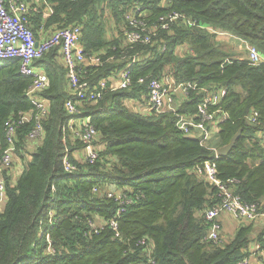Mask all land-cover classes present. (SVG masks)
Instances as JSON below:
<instances>
[{"label":"trees","instance_id":"1","mask_svg":"<svg viewBox=\"0 0 264 264\" xmlns=\"http://www.w3.org/2000/svg\"><path fill=\"white\" fill-rule=\"evenodd\" d=\"M41 2L37 7L31 2L34 10L27 14L35 34L42 30L50 35L79 24L87 53H99L100 64L84 62L83 79L94 85L127 67L133 82L130 88L105 91L75 114L88 117L95 129L93 144L99 156L92 162L79 153L86 146L79 136L85 126L79 121L69 124L73 115L65 106L70 93L60 46L37 61L48 74V85L40 94L48 100L49 111L43 117L41 138L28 136L33 118L13 134L14 158L30 153L31 159L15 183L6 177L0 264H143L149 258L154 261L150 264H235L249 257L252 224H242L223 244L205 240L210 224L204 210L219 198L198 168L215 159L216 176L236 179L235 191L248 202L261 203L264 210V60L252 64L243 50L240 56L230 53L216 39V31L228 32L237 40H248L264 55V0ZM133 4L146 10L140 20L145 22L142 33L152 32L150 42L127 39L126 31L137 29L126 18ZM47 5L53 9L49 15L44 14ZM170 12L179 16L166 19L169 27H162L165 20L160 18ZM19 65L17 58L0 59V175L9 169L1 164L11 143L5 122L16 121L25 111L36 112L26 94L32 78L22 74ZM167 69L178 81L197 84L175 111L145 113L127 105L129 99L143 101L148 93L147 82H139L140 77H159ZM221 88L225 95L209 109L219 110L216 119L227 116L210 141L202 142L200 131L187 134L177 127L176 112L197 119L205 93ZM254 111L257 121L250 119ZM240 129L231 151L217 156L214 148L228 144ZM65 158L75 166L73 172L65 170ZM109 183L132 198L118 217L119 202L106 193ZM115 217L116 229L110 223ZM261 263L255 257L251 261Z\"/></svg>","mask_w":264,"mask_h":264},{"label":"built area","instance_id":"2","mask_svg":"<svg viewBox=\"0 0 264 264\" xmlns=\"http://www.w3.org/2000/svg\"><path fill=\"white\" fill-rule=\"evenodd\" d=\"M46 1V0H42ZM167 0H162V4H165ZM34 10V7L28 0H0V59H19L20 71L24 75H28L32 78V82L27 88L26 94L31 102L35 106V113L32 111H25L20 114L16 121L8 119L5 122L7 129V138L11 142L6 149L5 154L2 157L1 164L3 168H10L13 162V156L15 148L13 146V134L15 128L32 118L35 120L33 129L29 132L28 136L31 139L41 138L43 134V117L48 113L49 106L46 97H42L40 92L44 90L48 85V74L46 70L37 64V61L50 50L52 47L59 45L60 53L62 55L63 62L66 66L67 84L70 93V97L66 100L65 106L67 110L72 113L73 117L69 119V124H73L76 121L83 123L85 129L82 133H79L80 138L86 143L84 147V153L87 159L94 162L99 153L95 149L93 144V138L95 135L94 127L89 124L88 117H78L75 114L80 112V106L88 102H95L102 98L105 91L114 90L119 88H130L133 82V75L131 69L125 67L121 69L116 75L100 78L94 85L83 79V64L88 62L98 65L101 63V57L99 53L88 54L85 46L81 40L82 26L75 24L69 27H64L55 30L50 35H43L38 37L31 29L28 21L27 14ZM53 9L47 5L44 10L45 15L52 13ZM146 10L141 6L133 4L129 7V11L126 13V18L130 24L136 26L135 30H127V39L130 42H150L151 33H142V29L145 25L140 17L144 15ZM179 13L170 12L164 19L162 27L168 28L169 21L177 18ZM183 16V14H182ZM170 17V18H169ZM171 19V20H170ZM190 24H195L194 21H189ZM209 29L213 30L211 27ZM215 31V30H214ZM217 37L228 35L235 39L240 48L246 52V55L252 64H259L264 60V55L258 50V48L251 44L248 40L239 38L237 36L224 32L216 31ZM238 38V37H237ZM238 45V46H239ZM166 46H163L165 49ZM135 62V58H132ZM139 82L146 83L148 93L143 101L137 99H129L126 101L127 105L140 110L145 113H163L167 111H175L176 106L182 100H177V94H182V97H186L190 94L193 88L197 87V84L193 81L181 82L178 81L171 69L165 70V72L159 77H153L147 80L145 77H140ZM224 88L211 90L206 92L203 99L198 103L197 119H194L193 115H187L176 112L178 116L177 127L184 133L194 134L196 131H200V138L202 142H206L212 133L218 130V124L220 120L226 118L227 114H223L219 119H216L215 115L219 112L218 109H209L211 106H216L225 95ZM144 105L145 109H142L141 105ZM252 121H257L258 112L254 111L250 117ZM264 140V132L261 133ZM217 150L218 148H214ZM218 156V153H217ZM64 168L66 171L73 172L76 168L69 158L64 159ZM199 171L204 172L206 179L213 184L217 189V196L219 200L213 206L207 207L204 210V216L209 222L210 226L205 236V240L213 241L217 244L225 243L223 237V227L221 217L226 214L233 216L238 221L243 222L245 225L254 222L260 216L264 218V210H261V203L248 202L242 198V196L235 191L236 179L221 180L216 176L217 166L216 160H207L203 167L198 168ZM111 187H107V196L113 197L119 202L116 216L121 215L126 210V205L132 202V198L129 197L123 189H118L114 183H110ZM108 185V186H109ZM55 186L53 185V189ZM7 182L6 177L0 175V207L4 205L7 200ZM54 220V215L50 222ZM102 220V218H98ZM113 228H117V219H111L110 221ZM262 226V224H261ZM262 242L256 241L253 249L250 248L249 257L240 259L235 264H251L253 258L262 259L264 264V226H262ZM49 241L48 252L54 253L51 247V238L47 235ZM153 259L149 258L148 262L143 264L153 263ZM45 264V263H37Z\"/></svg>","mask_w":264,"mask_h":264},{"label":"crops","instance_id":"3","mask_svg":"<svg viewBox=\"0 0 264 264\" xmlns=\"http://www.w3.org/2000/svg\"><path fill=\"white\" fill-rule=\"evenodd\" d=\"M41 1L42 0H31L32 3L34 2L36 7L43 5V3ZM31 2H30V4H31ZM36 34L38 35V37H42L44 35L42 30L37 31ZM232 41H235V40L232 39ZM235 42H237V41H235ZM237 45H239L238 42H237ZM239 47H241V46L239 45ZM241 56H243V55H241ZM42 67L45 69L44 66H42ZM181 96H182V94L178 93L177 94V100L178 99L181 100ZM42 97H45V96L42 95ZM141 107H142V109H145L143 104L141 105ZM31 144L34 145V142L32 141V143H30V146H31ZM30 150H31V147H30ZM79 153H80V156L84 155V151L83 150H81ZM25 156H26L25 158H20L19 156L18 157L15 156V158H14V156H13V159H14L13 166L10 167L7 170L6 174H4L5 177H9L10 178V181L12 183H15L17 181V179H18V177H19L24 165L31 159L30 153H26ZM111 186L112 185H109L108 187H111ZM221 220H222V227L223 228H225V226H226V227H228L230 229V227L234 226V232L235 233H236L237 229H239V227L242 226V222L241 221H238L237 219H235L233 216H230V215L224 214L221 217ZM249 224H251V223H249ZM246 225H248V224H246ZM252 226H253V229H252L251 234H250L252 242L250 244V248L253 249L255 242L259 240L258 237L261 234V230H262V229L260 230L259 228H261L262 226H261V224H252ZM235 233L233 234V236L235 235Z\"/></svg>","mask_w":264,"mask_h":264},{"label":"rangeland","instance_id":"4","mask_svg":"<svg viewBox=\"0 0 264 264\" xmlns=\"http://www.w3.org/2000/svg\"><path fill=\"white\" fill-rule=\"evenodd\" d=\"M216 39L220 41V43L223 46V49H225L226 51H229L230 53L231 52H237V55L240 56V52L239 51H241L242 49L237 45V42H235L236 41L235 39H233L232 37H230L228 35H225V36H221L220 35L219 37H216ZM232 39L235 40V41H232ZM214 136H215L214 133H212L211 136L209 137V141ZM109 184H107V185H109ZM54 214H55V209L51 208L49 210V212H48V220L52 219V217H53ZM242 224H244V223L242 222ZM252 224H262V226H264V218L262 216H260L257 220H255L254 222H252ZM262 228L263 227H261L259 229L261 230ZM234 233H235L234 232V226L230 227V229L228 227H226V226H225V228H223V237L225 238V240L232 239L234 237L233 236Z\"/></svg>","mask_w":264,"mask_h":264},{"label":"water","instance_id":"5","mask_svg":"<svg viewBox=\"0 0 264 264\" xmlns=\"http://www.w3.org/2000/svg\"><path fill=\"white\" fill-rule=\"evenodd\" d=\"M241 131V129L238 130V132L232 137L228 144L223 145L217 149V153L219 156L227 155L231 151V149L235 146L238 137H240Z\"/></svg>","mask_w":264,"mask_h":264}]
</instances>
